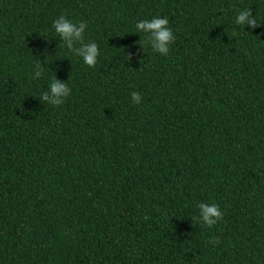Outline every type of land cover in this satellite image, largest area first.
I'll return each instance as SVG.
<instances>
[{
    "label": "trees",
    "instance_id": "16d2710c",
    "mask_svg": "<svg viewBox=\"0 0 264 264\" xmlns=\"http://www.w3.org/2000/svg\"><path fill=\"white\" fill-rule=\"evenodd\" d=\"M0 264H264V0H0Z\"/></svg>",
    "mask_w": 264,
    "mask_h": 264
},
{
    "label": "clouds",
    "instance_id": "9594fccd",
    "mask_svg": "<svg viewBox=\"0 0 264 264\" xmlns=\"http://www.w3.org/2000/svg\"><path fill=\"white\" fill-rule=\"evenodd\" d=\"M235 24L247 25L251 28L257 27V19L253 16L249 8L246 10H239L235 17ZM136 30L147 33L148 36L145 40L146 44H150L152 49L159 52L162 55H166L169 51V44L174 40L172 30L168 27L167 18L154 17L149 20H141L136 25ZM53 28L55 32L60 36L61 40L64 42L65 47L74 53L75 55L82 58L83 62L89 67L95 66L97 62V56L99 55V49L95 42L80 46V41L82 39L84 30L86 28L85 22L74 23L68 20L65 16H59L53 23ZM79 45L78 47H74ZM36 75L34 78H38L42 75L43 69L41 68L39 62L35 65ZM50 93L45 92L41 95V99L48 104L53 106L60 105L63 103L64 98H66L70 89L67 84L56 80L53 77L49 85ZM132 100L134 103H140V94L138 92L131 93ZM198 208L200 210V219L203 221L204 225L211 228L218 220L222 219L223 213L217 204L213 203L211 205L205 203H199ZM210 243H217L215 239L209 241Z\"/></svg>",
    "mask_w": 264,
    "mask_h": 264
}]
</instances>
